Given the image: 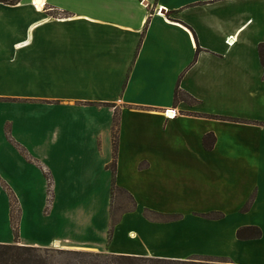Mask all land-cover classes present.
I'll return each instance as SVG.
<instances>
[{
  "label": "crops",
  "instance_id": "crops-1",
  "mask_svg": "<svg viewBox=\"0 0 264 264\" xmlns=\"http://www.w3.org/2000/svg\"><path fill=\"white\" fill-rule=\"evenodd\" d=\"M263 44L264 0L0 3V175L46 169L65 222L19 245L264 263V232L237 238L264 228ZM114 160L136 206L110 234Z\"/></svg>",
  "mask_w": 264,
  "mask_h": 264
},
{
  "label": "rangeland",
  "instance_id": "rangeland-1",
  "mask_svg": "<svg viewBox=\"0 0 264 264\" xmlns=\"http://www.w3.org/2000/svg\"><path fill=\"white\" fill-rule=\"evenodd\" d=\"M37 170L31 167L29 170L31 176L19 178L16 174H11L9 177V167H7L6 173L0 175V244L2 245L22 246L15 243L20 240L47 244L56 236V233L62 234L58 226L59 223L64 224L65 222L64 219L59 218L57 209L59 199L54 198L52 194L51 180L46 169L37 166ZM23 183L25 184L22 189L27 187L31 194L29 191H18V187ZM130 208H132V201L129 196L124 193H117L112 205V212L115 216H120ZM262 230L264 232V228ZM15 235L18 236L17 240ZM74 253L100 254L102 257L99 259L103 258L102 261H106L105 256L111 255L109 253L55 248H50L47 252L44 251L45 256L42 255L47 257L48 264H89L87 261H93ZM188 261H204L203 263L206 264H230L224 259L203 257ZM260 263L264 264L263 262Z\"/></svg>",
  "mask_w": 264,
  "mask_h": 264
},
{
  "label": "trees",
  "instance_id": "trees-1",
  "mask_svg": "<svg viewBox=\"0 0 264 264\" xmlns=\"http://www.w3.org/2000/svg\"><path fill=\"white\" fill-rule=\"evenodd\" d=\"M21 0H0V3H4L7 5H16ZM259 53L261 57V62L264 67V44L259 47ZM178 101H192V98L184 94L179 90L177 87L175 91V102ZM227 121H234L231 118H223ZM113 144H114V154L117 150V136H118V123L117 120H114V126H113ZM216 143V138L213 134H207L203 137V146L206 150L210 151L214 148ZM110 169L112 170V183H111V199H112V205L114 203L115 196L117 193H124L129 196V199L134 204L135 208V202L125 190L118 187L115 182V160L110 165ZM253 202V197H251L248 201V203L245 205V207L242 209V213H246L250 210V207ZM152 215L159 216L162 218V215L155 214L153 212H150L149 210L144 211V216L148 219H151ZM201 217L209 220H219L223 218L222 214L219 213H208V214H202ZM168 219H176V216L169 217ZM118 218H116L115 214L112 212V226L110 229V234L112 233L115 225L118 223ZM262 230L258 227L250 226V227H243L240 228L237 231V238L241 241H249V240H259L262 238ZM15 239H18V236L15 235ZM18 243V242H15ZM47 252L49 249H41L31 246H18V245H2L0 244V264H48L47 263V257L45 258L43 252ZM71 253V252H70ZM44 256H43V255ZM79 254L80 256H84L85 258H90L93 261H87L89 264H206L203 263L204 261H172V260H161V259H150V258H143V257H134V256H123V255H108L105 256L106 261H102L99 258L102 257V255L97 254H87V253H74ZM86 262V263H87ZM226 263V262H225Z\"/></svg>",
  "mask_w": 264,
  "mask_h": 264
},
{
  "label": "built area",
  "instance_id": "built-area-1",
  "mask_svg": "<svg viewBox=\"0 0 264 264\" xmlns=\"http://www.w3.org/2000/svg\"><path fill=\"white\" fill-rule=\"evenodd\" d=\"M171 114H172V115H171ZM173 117H175V114H174V113L170 112V115H168V112H167V118H168V119H171V118H173Z\"/></svg>",
  "mask_w": 264,
  "mask_h": 264
},
{
  "label": "bare ground",
  "instance_id": "bare-ground-1",
  "mask_svg": "<svg viewBox=\"0 0 264 264\" xmlns=\"http://www.w3.org/2000/svg\"><path fill=\"white\" fill-rule=\"evenodd\" d=\"M172 115V114H171ZM134 236H132V238H133ZM134 239V238H133Z\"/></svg>",
  "mask_w": 264,
  "mask_h": 264
}]
</instances>
